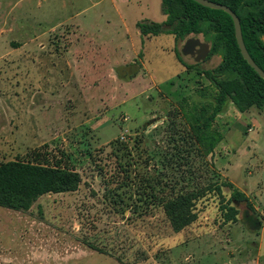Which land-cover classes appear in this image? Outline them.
Masks as SVG:
<instances>
[{"label":"rangeland","instance_id":"rangeland-1","mask_svg":"<svg viewBox=\"0 0 264 264\" xmlns=\"http://www.w3.org/2000/svg\"><path fill=\"white\" fill-rule=\"evenodd\" d=\"M161 3L0 0V31L5 35L0 56L9 41L16 49L0 58V164H47L81 177L77 191L45 195L27 212L0 207V264H214L213 251L227 252L226 261H232L228 237L242 252L234 264H264V230L257 235L242 216L231 226L223 223L220 210L231 197L229 188L223 189V199L214 193L200 199L198 220L182 232L175 233L166 217L165 207L173 198L216 182H235L250 195L244 186L248 182L261 190L264 202V117L252 134L259 137L256 146L247 140L246 117L230 133L229 118L217 117L213 133L219 135L218 150L232 159L226 162L229 178L223 176L215 155L204 157L199 150L185 119L192 107L215 102L218 92L200 70L216 68L221 57L200 64L182 55L196 67L188 70L175 53L187 40L164 35L142 44L135 22H161ZM38 23L44 31L56 28L43 39L44 71L55 70L69 49L74 83L87 86L55 94L54 109L32 104L33 79L28 80L27 102L19 99L22 73L33 78L40 62L33 40ZM83 36L92 42L79 50L76 40L84 42ZM24 42L25 58L18 51ZM131 43L144 50L145 58L127 65L121 58ZM104 64L106 86L94 88ZM137 71L141 74L134 79ZM85 73L88 80H77ZM25 109L28 118L21 125ZM231 109L233 117V103ZM35 134L41 139L30 144ZM219 260L223 264L225 257Z\"/></svg>","mask_w":264,"mask_h":264},{"label":"trees","instance_id":"trees-1","mask_svg":"<svg viewBox=\"0 0 264 264\" xmlns=\"http://www.w3.org/2000/svg\"><path fill=\"white\" fill-rule=\"evenodd\" d=\"M163 23L142 21L137 24L143 37L173 35L187 40L191 35L204 36L211 44L210 58L220 56L214 69H201L202 74L217 90L214 103L192 107L185 113L192 136L204 157L213 156L219 135L213 133L214 123L227 104L245 113L251 108L264 110V79L248 64L239 49L233 19L224 11L203 7L193 0H161ZM230 7L240 19L246 48L264 70V0H210ZM179 62L188 70L181 51ZM142 55L140 54V57ZM131 78V77H130ZM81 183L79 173L59 166L10 161L0 164V207L27 212L43 196L77 191ZM231 190L226 205L221 206L223 223H236L242 216L248 227L256 232L262 223L246 195L231 182H216L192 193L173 198L165 207V214L175 233L182 232L198 220L197 202L210 193L224 198L223 189ZM225 202V199H224Z\"/></svg>","mask_w":264,"mask_h":264},{"label":"crops","instance_id":"crops-1","mask_svg":"<svg viewBox=\"0 0 264 264\" xmlns=\"http://www.w3.org/2000/svg\"><path fill=\"white\" fill-rule=\"evenodd\" d=\"M166 19H167V17L164 15V19L159 23L165 22ZM145 21H147V20H145ZM139 22L140 21H138V20L135 22L136 35L141 37L142 44H143V42L152 39V37H143L142 36L140 30L137 27V24ZM38 25L40 26V30L35 29L36 35H35V38L33 40H34V44H35L34 55H35L36 59H38V57H40V62L36 61V65H35L36 68H35L34 74L32 75L33 78L28 77L30 75H28L27 72L22 73V80H24V82L22 81V83H21V88H22L21 90L23 92H22V95L19 97V99L23 102H27V95H28V92H30L29 89L27 91L28 80L33 79V86H34L33 90H34V95H35L36 100L32 104L41 110H45L48 108L54 109L55 107L53 105L55 104V100H53V96H55V94H57V93L59 94V93L64 92V91L74 89L75 85L80 90L86 89L87 86L85 85V83H82V82H79L78 84L74 83V80H75V75H74V70H73L74 64L72 63L73 61L70 60L71 58L69 56V55H73L74 53L71 52L69 54V52H70L69 49L66 52V54L64 55V58H62V61L59 64V66H58V64H56V66L54 65L55 70L44 71V62H43L42 58H43V54H44V49H46L47 45H46V43H43V39H44V36L49 31L56 30V28H54L52 30L44 31V30H42V23H38ZM38 25H36V26H38ZM4 36H5L4 31L3 30L0 31V38L4 37ZM127 36L129 37V35H127ZM160 36H164V35H160ZM83 38L86 41L84 40V42H83V40L82 41L76 40L77 41L76 43L78 44L77 46L80 47L79 50L80 49L83 50V47L84 48L87 47V45L92 42L91 40H89L87 38V36H85V37L83 36ZM27 43L28 42L22 43V46H20L18 48L19 53L24 54V58H25V55L27 56V54H28V52H27L28 44ZM131 44H132L131 49L129 51H127L126 54L122 55V58H121L122 59L121 62H124L127 65H132V64L136 63V61H138L140 58V54L142 56L144 55V58H145L144 50L140 52V51H138V47L135 43H131ZM72 46H75V45H72ZM4 48H5V51L0 56V58H2V59L11 55L13 52L16 51V49L12 46V41H9ZM82 50H81V52H82ZM164 52H167V50H165ZM126 55H128V56H126ZM26 60H27V58H26ZM106 67L107 66L104 64V72L102 75L98 76V78H97L98 84H97V86L94 85L93 86L94 88L95 87L101 88V87L106 86V82H107L106 80L108 78L106 75V73H107ZM142 67H143L142 70H144L145 69L144 63L142 65ZM142 70H141V72H142ZM141 72L139 73L137 71L136 75H135L136 78H134V79H137L140 76ZM88 75H89L88 73L82 74L81 77L78 75L77 80H80V79H82L84 81L88 80L89 79ZM40 96H43V99L37 103V101H39V100H37V98L39 99ZM48 97H50V99H48ZM24 106H27V104H24ZM231 106H232V103L229 102L227 104L225 110L222 112V114L220 113L218 115V118L223 117V116L225 118H229V120L227 121L229 123V125L227 126V130L230 129L228 131V133H230L232 130L235 129V127L238 124L241 123L242 119L244 117H246L247 120L249 121L247 126L250 127L245 132V134L247 136V140L249 141V143L252 146H256L259 137H257V136L253 137L252 134L258 133L257 128L260 127V120L259 119L264 117V110H259L257 108H251L247 112L241 113L238 109L237 110L235 109L236 113L233 117H231L230 113L232 110H234V109H231ZM227 110H228V112H226ZM223 113H226V114H223ZM26 115H27V109L23 110V112H22V118L20 120L21 125L23 123H25V120H27L28 116H26ZM29 116L32 117L31 115H29ZM218 118H216V125L218 123ZM218 125H220V123ZM19 128H20V130L22 129V127H19ZM38 138H39V140L41 139V134L40 135L35 134L34 138L30 140V144H37L39 142ZM225 141L226 140H224L223 144H225ZM25 142H27V141H25ZM229 146H230V144H229ZM218 149L219 148L217 146L215 148L213 154H212L213 157L215 155V159L217 160L216 166H217L218 170L223 174V176H226L229 178L228 174L230 172V169L226 165V162L229 163L232 159L227 158L225 156V153L222 152L221 150L219 151ZM218 152H219V155L221 154L220 156H218ZM217 163H218V165H217ZM231 183H233L240 191H242L246 195V197L250 200L251 204L253 205V207H254V209H255V211H256V213H257V215H258V217L262 223L261 229L255 232V233H257V235H260L261 231L264 230V219H263L264 218V202H263V196H262L261 190L260 189L254 190L250 187V184L248 182H245V185H244L245 188L252 191L249 195V194H246L245 189L242 188L239 184L232 182V181H231ZM231 224H233V223H229L227 226H231ZM232 240L234 241L233 244H232ZM227 243L229 244V246H231V248H228V251L231 252L229 255H232V261H230V260L226 261L227 255H228L227 252L217 253L216 251H213L212 254L214 257V260H213L214 264H216V263L221 264L219 257L222 255L225 257V261L223 262V264H234L233 262L239 261V254L242 252L239 251V249L235 250L236 245H237L236 240L232 239L231 237H228ZM232 245H234V247ZM261 249H262V244L259 243V250L262 251ZM237 251H238V253H236ZM203 252L204 251H202V253ZM211 259H213V258L211 257Z\"/></svg>","mask_w":264,"mask_h":264},{"label":"water","instance_id":"water-1","mask_svg":"<svg viewBox=\"0 0 264 264\" xmlns=\"http://www.w3.org/2000/svg\"><path fill=\"white\" fill-rule=\"evenodd\" d=\"M199 5L212 9V10H219L224 11L228 15H230L233 19L234 26H235V34L237 43L239 46V49L242 53V56L244 59L248 62V64L258 73V75L264 79V70H262L256 62L253 60V58L250 56L245 42L243 38L242 33V27L241 22L237 14L230 9V7L226 5H222L220 3H216L210 0H193ZM211 50H210V44L202 42L199 37H192L187 39L185 42L183 48H182V55L186 57H192L194 58L195 62L200 63L207 59L209 56Z\"/></svg>","mask_w":264,"mask_h":264},{"label":"flooded vegetation","instance_id":"flooded-vegetation-1","mask_svg":"<svg viewBox=\"0 0 264 264\" xmlns=\"http://www.w3.org/2000/svg\"><path fill=\"white\" fill-rule=\"evenodd\" d=\"M209 44V43H208ZM210 50H211V44H210ZM210 54H211V52H210ZM210 54H209V56L207 57V59L205 60V61H203V62H200V64H205V63H207L208 61H209V58H210ZM194 59V58H193ZM195 61V60H194Z\"/></svg>","mask_w":264,"mask_h":264},{"label":"built area","instance_id":"built-area-1","mask_svg":"<svg viewBox=\"0 0 264 264\" xmlns=\"http://www.w3.org/2000/svg\"><path fill=\"white\" fill-rule=\"evenodd\" d=\"M121 140H122V141H123V140H125V137H124V136H122V137H121Z\"/></svg>","mask_w":264,"mask_h":264}]
</instances>
